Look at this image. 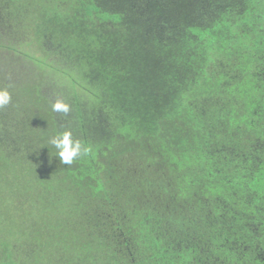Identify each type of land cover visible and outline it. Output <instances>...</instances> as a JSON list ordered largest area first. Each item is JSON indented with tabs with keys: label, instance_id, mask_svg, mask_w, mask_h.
Segmentation results:
<instances>
[{
	"label": "trees",
	"instance_id": "1",
	"mask_svg": "<svg viewBox=\"0 0 264 264\" xmlns=\"http://www.w3.org/2000/svg\"><path fill=\"white\" fill-rule=\"evenodd\" d=\"M0 20L28 61L0 75V264H264V0H0ZM65 130L90 148L71 165Z\"/></svg>",
	"mask_w": 264,
	"mask_h": 264
},
{
	"label": "clouds",
	"instance_id": "2",
	"mask_svg": "<svg viewBox=\"0 0 264 264\" xmlns=\"http://www.w3.org/2000/svg\"><path fill=\"white\" fill-rule=\"evenodd\" d=\"M9 87L11 85L0 88V109L11 103L12 97L8 90ZM51 107L53 112L64 115H67L71 110L70 105L59 98L52 103ZM49 143L57 150L55 155L64 165H71L75 159L87 156L90 152L89 147L82 145L80 140L73 138L70 130L57 131L55 135L50 137Z\"/></svg>",
	"mask_w": 264,
	"mask_h": 264
},
{
	"label": "rangeland",
	"instance_id": "3",
	"mask_svg": "<svg viewBox=\"0 0 264 264\" xmlns=\"http://www.w3.org/2000/svg\"><path fill=\"white\" fill-rule=\"evenodd\" d=\"M1 21L2 20H0V75L5 77L6 80L9 79L10 82L15 83L19 81L20 78L27 76L28 61L17 58L11 50V45H14L15 39L19 37L15 29L19 30L20 26L18 24L17 26H13V23L3 25Z\"/></svg>",
	"mask_w": 264,
	"mask_h": 264
}]
</instances>
